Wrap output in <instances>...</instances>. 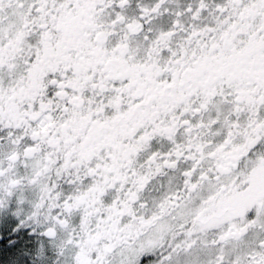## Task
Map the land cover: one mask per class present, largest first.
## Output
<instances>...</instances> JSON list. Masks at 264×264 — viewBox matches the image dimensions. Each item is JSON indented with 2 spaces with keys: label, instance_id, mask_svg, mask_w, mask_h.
<instances>
[{
  "label": "snow or ice",
  "instance_id": "snow-or-ice-1",
  "mask_svg": "<svg viewBox=\"0 0 264 264\" xmlns=\"http://www.w3.org/2000/svg\"><path fill=\"white\" fill-rule=\"evenodd\" d=\"M0 264H264V0H0Z\"/></svg>",
  "mask_w": 264,
  "mask_h": 264
},
{
  "label": "rangeland",
  "instance_id": "rangeland-1",
  "mask_svg": "<svg viewBox=\"0 0 264 264\" xmlns=\"http://www.w3.org/2000/svg\"><path fill=\"white\" fill-rule=\"evenodd\" d=\"M12 227V223L7 220H0V233L8 234Z\"/></svg>",
  "mask_w": 264,
  "mask_h": 264
},
{
  "label": "trees",
  "instance_id": "trees-1",
  "mask_svg": "<svg viewBox=\"0 0 264 264\" xmlns=\"http://www.w3.org/2000/svg\"><path fill=\"white\" fill-rule=\"evenodd\" d=\"M4 235H6V234H4Z\"/></svg>",
  "mask_w": 264,
  "mask_h": 264
}]
</instances>
